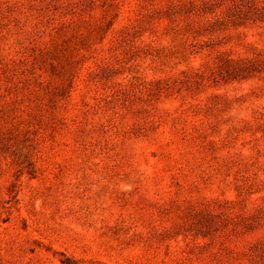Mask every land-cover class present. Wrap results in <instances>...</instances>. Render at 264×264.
<instances>
[{"label": "rangeland", "instance_id": "obj_1", "mask_svg": "<svg viewBox=\"0 0 264 264\" xmlns=\"http://www.w3.org/2000/svg\"><path fill=\"white\" fill-rule=\"evenodd\" d=\"M0 264H264V0H0Z\"/></svg>", "mask_w": 264, "mask_h": 264}]
</instances>
